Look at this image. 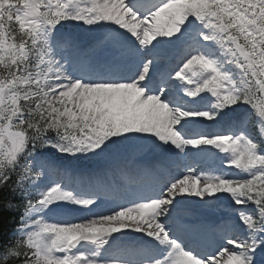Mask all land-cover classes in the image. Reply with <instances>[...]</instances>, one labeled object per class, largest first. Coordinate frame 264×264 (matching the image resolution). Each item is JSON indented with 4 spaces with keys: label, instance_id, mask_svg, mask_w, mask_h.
<instances>
[{
    "label": "snow or ice",
    "instance_id": "1",
    "mask_svg": "<svg viewBox=\"0 0 264 264\" xmlns=\"http://www.w3.org/2000/svg\"><path fill=\"white\" fill-rule=\"evenodd\" d=\"M5 191L0 264H264V0H0Z\"/></svg>",
    "mask_w": 264,
    "mask_h": 264
},
{
    "label": "trees",
    "instance_id": "2",
    "mask_svg": "<svg viewBox=\"0 0 264 264\" xmlns=\"http://www.w3.org/2000/svg\"><path fill=\"white\" fill-rule=\"evenodd\" d=\"M12 198L11 194L6 191L0 193V237L4 240L11 238L9 236V231L13 229L17 221L15 219L18 211H9L3 205L4 200Z\"/></svg>",
    "mask_w": 264,
    "mask_h": 264
}]
</instances>
